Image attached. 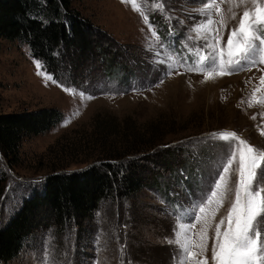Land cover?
<instances>
[{
  "label": "rangeland",
  "instance_id": "1",
  "mask_svg": "<svg viewBox=\"0 0 264 264\" xmlns=\"http://www.w3.org/2000/svg\"><path fill=\"white\" fill-rule=\"evenodd\" d=\"M212 2L73 0L76 9L110 35L112 44L107 51L111 54L119 47L118 60L89 58L86 65L95 63L97 72L83 82L55 78L27 43L0 38L2 109L58 107L64 113L49 130L23 139L16 166L4 161L8 178L0 191V222L19 208L31 183L48 172L81 168L109 157L122 161L135 156L140 148L131 147L132 141L127 139L157 126L163 128V132L152 133L158 143L139 152L142 155L167 145L173 148L163 153L170 157L171 168L157 161L154 166L151 160L155 159L145 162L150 166L147 175L159 177L161 182L170 178L178 196L176 202H170L154 184H147L130 197L108 198L86 224L87 231L78 234L74 225L60 233L55 226L45 225L15 257L0 264H182L185 259L187 264H205V259L213 264L215 227L235 200L239 154L223 174L220 164L229 142L211 134L235 132L264 152V63L242 61L245 70L225 68L224 75L218 67L209 66L204 37L211 30L227 60L230 33L238 28L245 10H255L257 0H214L216 7L204 11ZM258 2L264 5V0ZM206 18H211L213 25H207ZM202 23L204 27L193 31ZM251 58L259 60V53ZM120 61L132 64L130 75L125 80L106 76L107 66ZM140 147L149 146L142 142ZM203 154L204 158L198 159ZM192 158L205 167V174L200 187H192L189 193L170 173L181 160ZM259 164L264 167V160ZM218 171L225 175L219 189L214 186ZM225 189L228 197L211 220L207 250L201 254L203 221L197 223L193 213L199 216L196 205L202 204L204 215L210 217ZM213 191L216 197H211ZM187 224H195V228L191 230V255L186 257L182 245L189 233L180 225ZM225 227L221 226V232ZM261 229L264 236V224Z\"/></svg>",
  "mask_w": 264,
  "mask_h": 264
},
{
  "label": "trees",
  "instance_id": "2",
  "mask_svg": "<svg viewBox=\"0 0 264 264\" xmlns=\"http://www.w3.org/2000/svg\"><path fill=\"white\" fill-rule=\"evenodd\" d=\"M0 38L27 43L33 56L42 61L47 71L57 79L70 82H83L96 74L95 63L86 65L89 58L98 57L106 62L118 60L119 47L116 46L117 52L114 50L110 54L107 51L112 44L110 35L76 9L73 0H0ZM107 67L106 76L124 80L133 68L127 61ZM63 116L58 107L4 111L0 102V191L8 178L4 161L11 167L16 166L23 139L49 130ZM161 131L163 128L157 126L152 131L143 129L132 136L126 133L131 136L127 139L132 141L131 147L140 148L135 156L122 161L109 157L81 168L52 170L40 181L31 183L30 193L23 198L19 208L6 219L2 217L0 222V261L15 257L36 230L45 225L55 226L60 233L74 225L78 234L87 231L86 224L104 200L130 197L147 184H154L166 199L176 202L178 196L174 195L175 185L171 179L161 182L159 177L147 175L150 166L146 163L155 159L151 160L154 166L159 162L164 168H171L170 157L163 153L171 152L173 148L167 145L140 153L158 143L152 133ZM142 142L143 146L149 147H140ZM204 154L198 159H203ZM196 161L195 158L181 160L170 173L177 185H183L189 193H192V187H200L201 177L205 174V167Z\"/></svg>",
  "mask_w": 264,
  "mask_h": 264
},
{
  "label": "snow or ice",
  "instance_id": "3",
  "mask_svg": "<svg viewBox=\"0 0 264 264\" xmlns=\"http://www.w3.org/2000/svg\"><path fill=\"white\" fill-rule=\"evenodd\" d=\"M216 7L214 0L208 4V11ZM211 18H206L207 25H213ZM205 25H197L193 31H198ZM206 48L208 56L206 59L210 67H218L220 75H224L225 68L231 71H243L245 65L242 61H249V64L264 63V5L257 0L255 10H245L239 21L237 29H233L227 40L228 59L223 58L224 53L219 49L215 42L214 34L205 36ZM259 42V44H257ZM235 49V50H234ZM259 53V60L252 59L254 53ZM205 59V58H202ZM219 62V63H218ZM39 68V62H37ZM228 74H231L229 72ZM209 77L211 72H209ZM208 77H206L207 79ZM264 83V76L261 77ZM83 95V93H81ZM92 97H88L91 99ZM213 137L222 139L228 143V152L222 157L220 168L223 174L229 172V166L236 159V153L239 154V168L237 186L235 189V200L231 201V207L227 216L221 218L219 224L215 227V243L212 248L213 264H264V236H262L261 224H264V167L259 162L264 160V152L253 148L245 140L241 139L235 132H219L212 133ZM239 145L242 147H233ZM219 180L214 186L219 189L221 183L225 180V175L217 172ZM228 190L225 189L221 193L220 199L217 201V209L211 213V216L204 215L205 207L197 204L196 209L200 213L199 216L193 213V217L197 223L203 221L201 229L200 250L203 254L207 250V233L211 227V220L214 219L216 212L223 206L224 200L228 197ZM215 191L211 192V197H216ZM208 203H212L208 198ZM226 225L225 230L221 232V226ZM181 228H187L188 236L186 242L182 245L185 256L191 255V230L195 228V224L180 225ZM174 235H178L174 233ZM179 243V240H177ZM187 264V260L182 261ZM205 264L207 261L205 259Z\"/></svg>",
  "mask_w": 264,
  "mask_h": 264
}]
</instances>
